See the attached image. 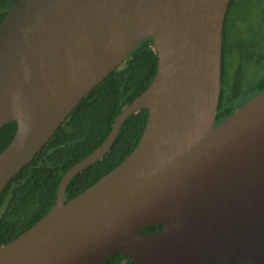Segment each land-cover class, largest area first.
<instances>
[{
  "label": "water",
  "instance_id": "1",
  "mask_svg": "<svg viewBox=\"0 0 264 264\" xmlns=\"http://www.w3.org/2000/svg\"><path fill=\"white\" fill-rule=\"evenodd\" d=\"M230 0H16L0 23V194L79 101L152 38L157 68L104 141L72 165L48 212L0 246V264H264V89L215 126ZM135 148L68 201L122 123ZM162 225L153 232H140Z\"/></svg>",
  "mask_w": 264,
  "mask_h": 264
},
{
  "label": "trees",
  "instance_id": "2",
  "mask_svg": "<svg viewBox=\"0 0 264 264\" xmlns=\"http://www.w3.org/2000/svg\"><path fill=\"white\" fill-rule=\"evenodd\" d=\"M15 1L0 0V23ZM232 4L233 0H230L223 25L215 126L264 89V73L259 71L254 81L244 86L243 64L257 66L264 63V52L253 60L251 48L255 46L254 43L248 45L238 41L229 44L226 20ZM156 68L157 56L152 47V38L147 37L123 63L79 101L49 141L0 194V246L16 238L48 212L55 203L57 188L64 173L101 145L115 117L148 87ZM147 114V109H142L124 120L108 152L70 180L64 201L91 186L135 148L144 130ZM15 129V121H9L0 128V152L12 139ZM160 229L162 225H149L140 232ZM101 264H133V260L116 253Z\"/></svg>",
  "mask_w": 264,
  "mask_h": 264
},
{
  "label": "rangeland",
  "instance_id": "3",
  "mask_svg": "<svg viewBox=\"0 0 264 264\" xmlns=\"http://www.w3.org/2000/svg\"><path fill=\"white\" fill-rule=\"evenodd\" d=\"M226 26L229 44L244 41L251 45L253 60L264 52V0H233L227 13ZM263 40V41H261ZM244 83L254 81L257 72L264 73V63L254 66L243 64Z\"/></svg>",
  "mask_w": 264,
  "mask_h": 264
}]
</instances>
